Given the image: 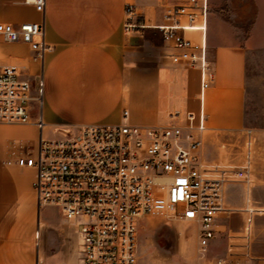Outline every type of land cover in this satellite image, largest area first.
I'll list each match as a JSON object with an SVG mask.
<instances>
[{
  "label": "crops",
  "instance_id": "1",
  "mask_svg": "<svg viewBox=\"0 0 264 264\" xmlns=\"http://www.w3.org/2000/svg\"><path fill=\"white\" fill-rule=\"evenodd\" d=\"M127 3L136 6L134 21L140 26L125 27ZM257 4L264 6V0ZM170 5L180 4L178 0H46L42 13L25 0H0V22L44 21V39L52 45L44 61H35L28 43L3 38L5 42H0V56L20 63L22 76L34 86L31 121H0V264H38L41 228L43 250L46 229L53 237L52 254L44 251L45 264H81L77 224L51 218L48 211L57 206L39 203L35 169L7 164L6 159L20 143L34 153L41 136L57 137L63 129L121 124L124 110L129 111L127 122L147 127L171 123L170 114L176 110L203 112L207 127L202 133L203 159L213 166H247L250 172V183H226L228 210L216 220L219 231L211 245L218 248L212 255H223L228 237L246 234L250 223L253 253L264 257V109L248 106L247 62L248 52L256 47L255 36L239 42L229 35L220 37L209 21V60L215 78L202 91L200 69L173 63L169 53L176 49L157 28L171 22L164 8ZM184 34L201 38L198 31ZM39 76L41 93L36 89ZM252 114L260 120L249 126Z\"/></svg>",
  "mask_w": 264,
  "mask_h": 264
},
{
  "label": "built area",
  "instance_id": "2",
  "mask_svg": "<svg viewBox=\"0 0 264 264\" xmlns=\"http://www.w3.org/2000/svg\"><path fill=\"white\" fill-rule=\"evenodd\" d=\"M44 13L46 0H25ZM125 27L134 21L136 6L126 5ZM170 23L158 25L164 39L176 49L173 63H186L201 71L202 91L210 87L215 72L209 60V0H186L167 13ZM44 21L15 25L0 22L7 42L31 45L33 59L44 61L52 45L44 39ZM198 31L200 39L184 31ZM18 62H0V121H31L34 86L24 78ZM39 91L43 88L42 77ZM91 123L63 129L57 137L41 136L37 150L20 143L7 164L35 169L34 188L42 205L57 206L77 224L82 238L81 264H140L137 230L141 219L160 216L192 221L197 226L198 254L205 257L217 236V218L225 213V186L231 180L250 183L249 167L210 165L202 157V133L207 129L203 112L176 110L171 123L147 127L127 122ZM183 120L182 122H180ZM42 121H39V124ZM252 130H248L251 133ZM248 232L230 235L225 253L211 264H264L252 250ZM41 229L37 257L41 259Z\"/></svg>",
  "mask_w": 264,
  "mask_h": 264
},
{
  "label": "rangeland",
  "instance_id": "3",
  "mask_svg": "<svg viewBox=\"0 0 264 264\" xmlns=\"http://www.w3.org/2000/svg\"><path fill=\"white\" fill-rule=\"evenodd\" d=\"M186 0H178V4ZM175 7V6H174ZM173 7V8H174ZM167 12L172 5L164 7ZM209 21L218 36L229 35L236 42L247 35H254L255 48L248 52L247 74L250 90L248 106L264 109V6L257 0H216L209 3ZM0 42H5L0 35ZM11 62L0 56V62ZM257 119L247 118L249 126ZM250 143V139L248 144ZM250 146V145H248ZM51 218L60 221L65 217L58 207L48 211ZM47 244L44 251L49 256L52 250L51 230H47ZM46 244V247H45ZM218 245L209 247L205 257L198 254L197 226L192 221L149 216L141 219L137 230V254L140 264H211L213 251ZM45 263V259H42Z\"/></svg>",
  "mask_w": 264,
  "mask_h": 264
},
{
  "label": "water",
  "instance_id": "4",
  "mask_svg": "<svg viewBox=\"0 0 264 264\" xmlns=\"http://www.w3.org/2000/svg\"><path fill=\"white\" fill-rule=\"evenodd\" d=\"M41 79V76H39L37 79H36V89L39 90V83H40V80ZM41 259L44 258V250H43V231H42V228H41Z\"/></svg>",
  "mask_w": 264,
  "mask_h": 264
}]
</instances>
